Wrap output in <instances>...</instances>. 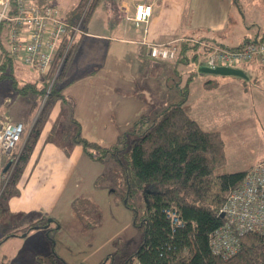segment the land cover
I'll list each match as a JSON object with an SVG mask.
<instances>
[{
    "label": "trees",
    "instance_id": "trees-1",
    "mask_svg": "<svg viewBox=\"0 0 264 264\" xmlns=\"http://www.w3.org/2000/svg\"><path fill=\"white\" fill-rule=\"evenodd\" d=\"M233 3L236 5V0ZM8 30L9 24L4 22L0 32V80H10L14 97L27 98L32 105L24 137L26 132L29 134L20 145V160L0 194V220L9 217L4 203L19 196L25 166L52 110L59 105L60 114L46 143L58 145L67 155L75 146H80L91 160L102 164L103 173L95 184L110 181L111 192L134 211V224L142 234L135 252L110 254L99 264H264V230L242 235L239 251L228 258L215 253L211 246L212 234L226 222L222 207L249 169L225 170L227 144L222 133L205 130L191 116L187 104L191 79L180 89V102L168 105L155 116L142 115L138 119L133 126L138 140L131 146L124 137L120 140L122 146L105 147L82 136L81 125L72 118L61 86L74 48L56 77L60 55L54 59L46 76L23 78L17 74L18 62L8 50ZM258 35H264V30ZM248 39L251 38L245 41ZM208 41L226 48H239L244 44L229 47L216 40ZM187 52L192 54L191 58ZM198 55L195 44L182 42L178 62H197ZM64 120L70 124L65 129ZM59 130L63 131L60 139L57 138ZM139 193H143L146 200L142 212L129 203V199ZM72 208L84 229L99 224L98 208L85 196L76 197ZM46 224L48 221L39 220L30 224V228ZM15 233L9 232L6 238L14 237ZM50 259L56 264L59 258L52 252ZM38 260V264H44L42 259Z\"/></svg>",
    "mask_w": 264,
    "mask_h": 264
},
{
    "label": "crops",
    "instance_id": "crops-1",
    "mask_svg": "<svg viewBox=\"0 0 264 264\" xmlns=\"http://www.w3.org/2000/svg\"><path fill=\"white\" fill-rule=\"evenodd\" d=\"M36 1L42 3V0ZM142 2L150 4L153 8V14L148 23L137 22L134 19L136 7ZM83 3L84 0H53V6L70 23L78 21ZM234 5L233 0L94 1L84 20L83 33L77 38L74 53L61 80L64 94L66 88L69 90L75 85H80L79 91L75 93L80 97L96 92L103 96L117 95V102H120L121 94L133 93L134 90L138 92V87L130 86L133 83L128 84L130 78L142 79L147 88H159L160 82L151 78L152 71L155 66H158L163 72L165 68H161L162 65L165 67L166 63L170 61H159L163 64L154 65L158 61L150 55L152 44L187 39H210L225 45L232 44L234 39L244 31L242 21L234 27L235 24L232 20ZM250 13L253 16H258L261 13L264 14V10H250ZM260 23L264 25V19ZM247 30L250 31V28L248 27ZM262 30H264V26L261 28ZM255 36L253 33L246 32L242 39L245 41V39ZM244 41L229 47L239 46ZM189 53L187 52L188 56ZM113 57L121 62L122 60L124 63L127 62L128 66H119L114 69L115 59ZM248 68L254 73L260 69L264 71V64L249 65ZM84 84H87L90 89L85 88ZM237 94L235 96L230 94V96L233 98L232 105L238 110V117L249 120V114L244 117L241 112L249 113L254 109L264 115L263 92L252 88L251 90L245 89L244 94L243 92ZM228 96H225L223 100H228ZM5 100L0 106V111L3 106L9 105L13 101L12 99ZM16 101L18 104L12 107L16 116H13L12 120L27 122L32 105L30 100L17 97ZM74 103L69 105L70 114L72 118L81 122L82 126L84 119L77 113ZM104 104L101 109L106 111L108 101L105 100ZM86 107L88 108H80V112L82 111L85 115L87 110H91L90 106ZM109 110L111 109L108 108ZM59 114L60 107L57 105L52 110L23 171L21 182L25 172L30 169L28 182L22 187L19 184V196L8 201L11 215L23 214L28 217L20 219L14 230L12 229L10 232L22 229L29 235L32 230L43 229L47 235L41 236L42 241L45 239L48 244L47 239H49L52 244V252L60 259H57L56 264H99L106 253L112 252V236L122 233L120 232L121 225L116 226L115 224L117 218L121 217V213L124 210L126 212V209L122 202H116L108 193L110 192L109 180H102L98 182L99 185L95 184L103 173L102 164L91 160L80 146H75L67 155L58 145L46 143L49 131ZM143 114L148 113H142L140 117ZM241 133L242 131L239 130V134ZM254 134L256 133L254 132ZM263 161L264 159L245 169H250ZM78 196L90 199L97 208L101 206L105 209L111 206L115 207L119 214L113 218L111 209L108 213L110 216L107 217V220L105 219L106 215L104 216L98 229L92 230L93 232L85 231L81 220L72 208V201ZM39 220L48 221L49 233L47 228H43V225L30 228V224ZM107 222H113L111 225L113 232H106ZM42 223L44 222L42 221ZM53 230H55L54 237L51 235ZM99 231L104 232L100 237L97 235ZM17 235L16 232L15 236ZM135 236L136 233L132 231L130 238L135 240ZM126 242L127 244L123 248V251H127L125 254L130 253V249L139 247L141 244V242H133L131 247H128L130 241L126 239ZM52 263L50 259L46 264Z\"/></svg>",
    "mask_w": 264,
    "mask_h": 264
},
{
    "label": "rangeland",
    "instance_id": "rangeland-1",
    "mask_svg": "<svg viewBox=\"0 0 264 264\" xmlns=\"http://www.w3.org/2000/svg\"><path fill=\"white\" fill-rule=\"evenodd\" d=\"M236 2L237 4L234 5L232 12V20L235 24L234 27L239 25L242 21L245 32L243 31L234 39L232 44L229 43L227 46L237 45L241 41H244L242 38L246 32L248 34L253 33L254 35H256L258 31L262 33L261 28L264 26L260 23V21L264 19V14L261 13L258 16H253L250 13V10H264V0H236ZM248 27L250 31L247 30ZM236 31L235 28V32ZM171 42L177 47V52L168 60L158 59V62L154 64H163L159 61H170L166 63L165 67L162 65L161 68H165L163 72L160 71L158 66H155V69L152 71L151 78L156 82H160L159 88H147L142 79L130 78L128 79V84L130 85L133 83V85L130 86L138 87V92L134 90L133 93L121 94L119 98L122 100H120V102H117V95L103 96L96 92L90 95L82 94L83 96H81V99L80 96L75 94L76 91H79L80 85H75L69 90L67 88L65 89V96L69 99V105L75 102L74 107L76 106L77 113L84 119L81 126L82 136L88 141L95 142L105 147H113L115 145L122 146L120 140L126 137L127 145L131 146L138 140L137 134L133 131V126L138 121L140 115L142 113H148L143 115L155 116L168 105L180 102L182 100L180 89L191 79L189 87L190 96L187 101L190 105L191 116L198 121L205 130L212 132L220 131L223 134L227 144L226 148L228 155V163L225 170L230 172L241 171L250 165L262 161L264 159V115L262 112L254 109L249 113L241 112L244 117L249 114V120L238 117V110L232 105L233 98L230 94L234 96L238 95L237 93L239 92H243L244 94L245 89L251 90L252 88L258 90V92L264 93V71L260 69L254 73L248 68L249 65L241 66V68L245 70L248 79L236 76L200 73L198 71V66L196 67L198 58L197 62L190 60L188 64L178 62V54L183 41L176 40ZM189 56L192 57V54L189 53ZM113 59L115 58L113 57ZM126 63H124L123 60L121 62V60L115 59L113 68L115 69L116 67L124 65L128 66ZM17 66V74L23 78H26L27 75L36 78L41 76V74L32 67L20 63H17ZM166 66L169 67L167 68ZM95 84L97 85V83ZM208 84L210 85L208 86ZM84 85L85 88L90 89L87 84ZM14 94L15 91L11 81L0 80V106L6 101L5 99L13 100L9 105L3 106L0 112L3 111L16 116L15 110L12 108L18 104L16 103L17 97H14ZM226 94L229 95L228 100L224 101L223 99L227 96ZM105 100L108 101L107 107L111 109L109 111L108 108L106 111L101 109L105 105ZM221 101H223V103H220ZM87 105L90 106L91 110H87V114L85 115L82 111L80 112V108L84 107L86 109L88 108L86 107ZM60 120L62 122V119ZM24 123L26 127L29 122L27 121ZM67 125H70L68 120H64L62 124L64 129ZM239 130L242 131L241 134H239ZM254 132L256 134H254ZM62 133V130L58 131V139L61 138ZM28 134L26 132L25 137L23 136L24 142ZM20 148L22 147H19V149ZM29 171L30 169L25 172L24 179L20 183L21 187L28 182ZM108 193L116 202H122L111 192V189ZM145 202L146 200L143 193H139L129 199V203L139 212H142L145 208ZM122 203L126 212L124 210V213H121V217L119 216L117 218L115 224L116 226L121 225L120 232L122 233L112 236V252L106 253L103 256L104 258L110 254H125L127 251H123V248L127 244L126 239L130 241L128 242V247H131L133 242L139 243L142 240V234L134 224V211L128 208L124 202ZM4 205H6L9 210V204L4 203ZM111 209V215L115 218L119 214L115 207L111 206L105 209L101 206L98 208L99 216L97 215L100 217L99 224L89 227L85 229V231L89 230V232H93L92 230L98 229L104 220V216L106 215V220L107 217L110 216L108 213ZM8 213V218L5 216L4 220H0V241L2 240L0 243V264H37L39 261L38 259L44 260V264H46L47 261L50 260V253L52 252V244L49 239L45 236L49 242L48 244H46L45 239L42 241L41 236L47 235L46 232L43 229L39 231L32 230V232L27 235L24 230L18 229L16 231L18 234L17 236L6 238L10 230H14L20 219L28 218L23 214H15L13 216L10 211ZM112 223L113 222H107L105 225L106 232H113L111 229ZM54 231L55 230L51 233L53 237ZM132 231L136 233L134 237L135 240L130 238ZM103 233L99 231V233H97L98 237L102 236ZM52 243L54 244L53 241ZM137 249L138 246L130 249V253L135 252ZM89 259H91V257H89Z\"/></svg>",
    "mask_w": 264,
    "mask_h": 264
},
{
    "label": "built area",
    "instance_id": "built-area-1",
    "mask_svg": "<svg viewBox=\"0 0 264 264\" xmlns=\"http://www.w3.org/2000/svg\"><path fill=\"white\" fill-rule=\"evenodd\" d=\"M95 0H84L77 22L66 21L53 6V0H0V32L2 24H9L10 55L18 63L32 67L42 76L52 68L60 55L55 77L83 33L82 26ZM153 14L150 4L137 5L134 19L148 23ZM184 41V40H183ZM198 48V67L241 68L245 65L264 64V35L248 39L239 48H226L204 39H187ZM173 46V47H172ZM173 42L155 43L150 55L168 60L177 52ZM54 77V78H55ZM13 115L0 112V194L11 178L22 153L19 149L26 131L23 121H13ZM221 213L225 224L211 236L215 253L225 258L240 249V237L247 232L264 230V163L253 166L243 182L229 195ZM174 222L177 219L174 218Z\"/></svg>",
    "mask_w": 264,
    "mask_h": 264
},
{
    "label": "water",
    "instance_id": "water-1",
    "mask_svg": "<svg viewBox=\"0 0 264 264\" xmlns=\"http://www.w3.org/2000/svg\"><path fill=\"white\" fill-rule=\"evenodd\" d=\"M198 71L200 73L206 74H214V75H222V76H236L243 79H248L246 72L240 68H231V67H217V68H210L206 66L198 67ZM52 221V220H49Z\"/></svg>",
    "mask_w": 264,
    "mask_h": 264
},
{
    "label": "flooded vegetation",
    "instance_id": "flooded-vegetation-1",
    "mask_svg": "<svg viewBox=\"0 0 264 264\" xmlns=\"http://www.w3.org/2000/svg\"><path fill=\"white\" fill-rule=\"evenodd\" d=\"M43 228H47V230H48V228H49V225H48V224H46V225H44V226H43Z\"/></svg>",
    "mask_w": 264,
    "mask_h": 264
}]
</instances>
